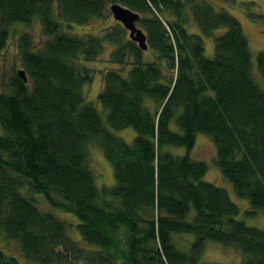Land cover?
<instances>
[{
	"label": "trees",
	"instance_id": "16d2710c",
	"mask_svg": "<svg viewBox=\"0 0 264 264\" xmlns=\"http://www.w3.org/2000/svg\"><path fill=\"white\" fill-rule=\"evenodd\" d=\"M112 3L139 14L149 59L120 23L96 34L73 30L106 19ZM220 6L0 0V50L17 22L37 20L45 35L40 45L27 31L19 35L26 80L16 73L0 89V238L21 253L0 249V264H222L199 262L206 239L239 251L242 264H264V228L238 218L226 188L204 180L206 163L189 153L197 133L209 135L215 162L248 200L247 212L264 211V51L253 56L240 21ZM192 20L197 32L188 28ZM204 36L213 37L212 57ZM106 45L114 46L108 62L124 68L103 71L97 106L84 91L94 79L86 62ZM128 127L132 141L112 131ZM92 144L113 168L110 186L96 184ZM39 196L77 218L78 238L53 210L40 208Z\"/></svg>",
	"mask_w": 264,
	"mask_h": 264
},
{
	"label": "rangeland",
	"instance_id": "374dc122",
	"mask_svg": "<svg viewBox=\"0 0 264 264\" xmlns=\"http://www.w3.org/2000/svg\"><path fill=\"white\" fill-rule=\"evenodd\" d=\"M211 1V0H210ZM245 1L249 0H212L215 6H220L232 13L241 23L242 29L246 34L250 50L253 56L259 50L264 51V0H253L254 4L251 7L244 4ZM217 2V3H215ZM220 4V5H219ZM249 13L260 14L261 17L251 16ZM116 19L110 14L106 19H93L90 22L83 25H74L73 30L78 33H92L96 34L103 27H109L114 25H119ZM122 24L120 23V26ZM137 26L140 27L137 22ZM188 28L191 31H198L196 23L192 20L188 23ZM222 29L215 31V34L220 32ZM27 31L30 34L31 43L34 45H40L45 38L42 33L39 21L33 20L32 22L24 25L21 22H17L8 37V42L5 47L0 50V89L3 85H7L14 74L18 73V70L23 69L21 66L19 50L17 46V41L19 35ZM125 34L128 36V30L125 29ZM204 53L208 57H212L214 53V40L212 36H204ZM114 47L113 45H106L104 51L98 55L93 61H88L86 64L89 66L90 71L93 72L94 79L84 88L86 92V98L88 100L97 103V92L103 85L102 73L105 69L110 67L116 69H122L124 66L120 63L108 62L109 50ZM145 59H149L152 56V51L150 49L142 50ZM264 86V80L260 81ZM100 111L102 107H98ZM104 116V111H103ZM170 127L172 129H177L174 120H171ZM112 129V128H111ZM178 130V129H177ZM112 131L124 138L127 141H132L135 136V131L131 128H125L120 130L112 129ZM88 165L95 175L96 184L101 187L102 185L110 186L114 184V174L113 168L110 162L106 159L103 154L102 149L96 144L88 146ZM175 153H184L186 149L184 147L170 146ZM190 156L194 159L201 160L206 163L207 170L203 176V179L209 181L217 186H222L226 188L229 192L231 199L236 202L239 207L238 218L243 219L247 224L258 226L264 228V211L258 210L255 214H249L248 200L245 198L238 197L232 185L228 180H226L217 163L215 162V146L212 138L204 133H197L196 140L193 148L189 151ZM40 208L43 210H53L56 215L64 219L68 225V233L73 238H78L80 235L77 228L74 225L78 222L77 218L73 214L60 211L59 209H53L49 204L38 197ZM190 239L194 241V235L189 234ZM187 238V237H186ZM184 236H179V240L185 241ZM82 241V239H81ZM201 250L199 255V262H216L222 264H242V254L232 248L231 246H226L217 243L213 240L206 239L200 244ZM0 249L8 254L15 255L17 258L21 259V253L18 244L15 241H6L0 238ZM120 264V263H117Z\"/></svg>",
	"mask_w": 264,
	"mask_h": 264
},
{
	"label": "water",
	"instance_id": "95a60500",
	"mask_svg": "<svg viewBox=\"0 0 264 264\" xmlns=\"http://www.w3.org/2000/svg\"><path fill=\"white\" fill-rule=\"evenodd\" d=\"M109 9L113 18L121 22L123 27L128 30L129 38L135 41L140 48L147 49L146 35L142 28L137 26L139 14L119 3H112ZM18 73L26 80L23 70H18Z\"/></svg>",
	"mask_w": 264,
	"mask_h": 264
}]
</instances>
